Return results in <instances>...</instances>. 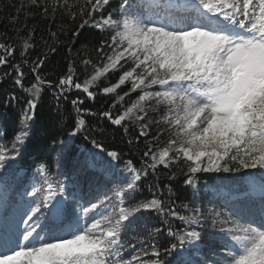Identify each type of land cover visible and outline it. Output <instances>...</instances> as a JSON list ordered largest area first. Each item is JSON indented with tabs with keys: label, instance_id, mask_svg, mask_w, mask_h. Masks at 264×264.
<instances>
[{
	"label": "snow or ice",
	"instance_id": "snow-or-ice-1",
	"mask_svg": "<svg viewBox=\"0 0 264 264\" xmlns=\"http://www.w3.org/2000/svg\"><path fill=\"white\" fill-rule=\"evenodd\" d=\"M110 4L111 0H29L30 6H43L45 17L49 8L53 18L58 9L72 20L79 17L74 39L89 25L110 35L95 48L97 62L84 57L78 72L70 60L56 81L40 73L48 53L27 58L35 47L30 43L35 30L18 37L21 60L3 75L14 71V84L30 98L11 149L0 145V213L7 220L11 209L13 218L26 215L27 219L21 232L6 231L0 237V264H205L204 249L213 240L219 241V250L211 264H264V0H120L116 9L107 11ZM50 36L58 40L56 32L50 31ZM16 51L17 45L0 42V66H8ZM25 66L34 77L27 85ZM117 72L115 83L100 87L102 80ZM122 87L128 90L120 93ZM45 88L58 109L60 100L66 101L73 91L84 94L70 101L73 127L60 141L62 149L54 158L57 167L68 159L73 138L89 130L86 117L97 116L122 126L125 134L126 122L137 125V142L140 137L147 140L141 167L129 160L121 172L114 163L120 153L86 135L93 148L72 157L71 184H54L48 163L41 162L37 171L42 183L26 193L33 200L17 207L8 191V169L22 156L17 145L26 146L31 137L29 124ZM98 94H115L107 110L83 107L85 99L95 101ZM133 94L135 99L125 104ZM160 110L159 120L145 122L150 111ZM152 124L166 127L151 136ZM168 133L159 146L160 137ZM173 164L187 168L184 183L190 186H195L194 177L201 172L239 173L247 184L242 193L226 194L224 203L230 211L214 213L213 227L219 225L215 237L205 240L197 230L203 218L199 208L181 215L171 199L165 202L155 193L132 203L150 173L158 179L157 169ZM176 175L172 172L170 178ZM84 178L96 183L104 195L86 199ZM41 192L46 195L37 200ZM142 211L159 214L168 236L177 241L163 249L165 259H160L162 252L155 243L161 228L125 238L130 228L138 231L135 224ZM173 220L184 227L174 228Z\"/></svg>",
	"mask_w": 264,
	"mask_h": 264
},
{
	"label": "trees",
	"instance_id": "trees-1",
	"mask_svg": "<svg viewBox=\"0 0 264 264\" xmlns=\"http://www.w3.org/2000/svg\"><path fill=\"white\" fill-rule=\"evenodd\" d=\"M69 2L72 3L73 0H69ZM119 3L120 0H111L107 11L116 9ZM22 5L23 7H21ZM42 7L30 6L29 0H0V42L17 45L16 54L14 57L9 58L8 66H0V145H4L9 149L12 147L11 142L14 135L21 129V118L27 107V100L30 98L14 84L13 78L16 75L14 71H11V74L8 76L3 75L10 71L12 64L21 60L19 55L21 40L18 37H27L29 29L35 30L33 38L30 41L35 47L29 50L27 58L31 61L41 57L43 53H48L46 62L40 69V73L41 75L46 74L49 80L56 81L66 71L70 60L75 62L78 72L83 68L80 61L84 57L87 56L94 63L97 62L100 57L95 48L102 39H106L110 35L107 31L101 32L89 25L81 30L80 35L74 39L72 33L81 23L80 18L77 17L75 20H72L62 9H58L53 18L51 8H49V15L45 17L42 14ZM18 9H20L19 13L17 12ZM13 18L16 19L13 20ZM24 25L26 27H23V30L17 31ZM50 31L57 33L58 40L54 41L52 39ZM84 45H87V49L84 48ZM51 47L57 49L55 53L49 51ZM23 71L27 76L24 81L25 85H27L32 82L34 77L29 72L27 66L23 68ZM88 72H92L91 67L88 68ZM119 74V72L109 74L102 80L100 87L107 86L109 82L115 83ZM80 79H84L83 74H81ZM127 90V87H122L118 91L122 93ZM13 94L16 99H12ZM77 96L84 98L83 93L73 91L68 94L66 101L64 99L60 100V108L58 109L51 91L48 88L43 90L40 104L35 110V117L29 124L32 133L31 137L27 141L26 146L21 147L17 145L22 156L18 157L8 169L10 197L16 198L14 195L18 193L24 184L23 181L31 175H34L35 178L42 182L43 178L37 171L38 165L41 162L48 163L49 175L55 184L61 181L74 180L75 176L71 175L70 171L71 159L93 148L90 143L91 138L100 141L105 149L115 150L120 153V160L114 161V163L121 172H124L125 164L129 160L137 168L141 167L147 140L144 137H140L137 142V125L126 122L128 124V132L125 134L122 126H113L109 121L101 119L98 116L86 117L89 130L73 138L71 150L68 152V159L57 167L54 158L62 149L60 141L67 139L68 133L71 132L73 127V109L70 101ZM135 97L136 94H133L126 98L125 104L134 100ZM114 99L115 94H98L95 101L85 99L83 107L91 108L96 112L104 111L108 109V106ZM119 111V107L113 109L114 114H117ZM162 114L163 110L157 112L150 111L145 122L159 120ZM165 127L164 124H152L151 136H155L161 128ZM86 135L90 139L86 140ZM169 135L170 133L160 137L161 143L159 146H163ZM148 139H151V137ZM129 140H132L131 144L128 143ZM54 141L55 143H53ZM20 169L25 170V174L22 177L17 175V170L19 171ZM181 169H183V172H181ZM172 172L177 173L174 179L170 178ZM186 172L187 168L182 164H173L170 168L160 166L156 172L158 179H155L150 173L148 178L140 184V191L136 194L135 200L132 203L150 199L152 198V194L155 193L165 202L171 199L174 202L176 210L181 215L188 216L192 214L193 209L199 208L203 218L201 224L197 226V230L202 231L204 239L208 240L215 237L219 229V225L215 228L213 227L214 213L231 210L224 203L226 194L242 193L247 189V184L239 179V173L201 172L197 173L194 177L195 186H190L184 183L186 176L183 173ZM91 175L89 173V177ZM150 184L153 185L151 192L149 191ZM97 186L96 183H90L88 178H84V195L86 199L104 195V192L97 191ZM210 186H215L217 191L222 190L221 188L223 187L227 190V193H216L210 189ZM111 187L112 185H109V188ZM169 189H171V193ZM43 196L44 192L40 194L38 200ZM91 202H95V200L93 199ZM184 204H187L188 208L182 207ZM209 209L212 211L210 212ZM173 226L174 228L184 227L179 220H173ZM135 227L138 231L134 232L130 228L125 234L126 239L137 235L146 236L154 228L162 229L155 236V243L160 247L162 252L160 259H165L163 249L177 242L173 237L168 236L166 226L161 224L160 215L154 211H142L139 213L138 222L135 224ZM132 243L135 244L136 241L133 240ZM218 244V240H213L204 249L203 257L205 264H211V261L216 258L213 253L219 250ZM148 258L145 257V259Z\"/></svg>",
	"mask_w": 264,
	"mask_h": 264
},
{
	"label": "rangeland",
	"instance_id": "rangeland-1",
	"mask_svg": "<svg viewBox=\"0 0 264 264\" xmlns=\"http://www.w3.org/2000/svg\"><path fill=\"white\" fill-rule=\"evenodd\" d=\"M177 2L183 3V0H179ZM251 171L254 172L255 170H251ZM23 174H24V170L23 169L18 171V175L22 176ZM23 182H24V184L22 185V187L20 188V190L16 194L17 198L14 199L13 196L11 197L13 202H14V204L17 207H21V208L23 207V205H26V204H28L29 202H31L33 200V197L27 196L26 193L30 192L32 190L33 186L39 187V185L42 183L37 178H34V176H31L28 180L25 179ZM71 182H72L71 180H68L66 183H68L70 185ZM210 188H211V190L215 191V187L214 186H210ZM221 189H223V188H221ZM8 191H9V188H8ZM219 192L220 193H222V192L226 193V190L223 189V190L216 191V193H219ZM41 193H39L36 196L37 200H38L39 195ZM19 194H23V196L21 197V195H19ZM44 195H46L45 192H44ZM7 215H8V219L5 220L4 219V214L0 213V237H2L6 231H12L14 233H19L26 227L25 224L23 223V220L27 219L26 215L16 216L15 218H13L11 209L9 210ZM15 220H19L20 221L19 224H16Z\"/></svg>",
	"mask_w": 264,
	"mask_h": 264
}]
</instances>
